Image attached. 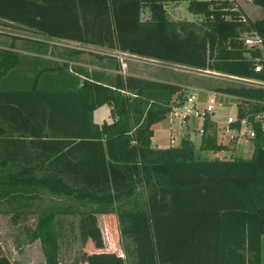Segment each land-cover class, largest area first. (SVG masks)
Returning <instances> with one entry per match:
<instances>
[{"label": "trees", "instance_id": "16d2710c", "mask_svg": "<svg viewBox=\"0 0 264 264\" xmlns=\"http://www.w3.org/2000/svg\"><path fill=\"white\" fill-rule=\"evenodd\" d=\"M168 1L0 0V23L264 81V15L250 20L227 0H185L189 12L202 16L196 26L169 20ZM251 2L264 13V0ZM142 9L146 19L140 18ZM252 36L260 45L246 47L244 38ZM9 48H0V198L13 203V216L27 211L38 189L78 203L29 210L35 220L26 235L38 240L42 264H60L63 228L57 214L63 213L77 215L80 245L95 226L94 213H113L127 264H138L131 217L142 213L155 264H260L262 138L252 141L248 156L227 158H201L185 137L178 144L153 145L152 125L183 102V86L69 67L79 50L61 48L55 53L59 61L36 55L28 61ZM97 57L107 59L101 68L119 69L112 56ZM215 89L236 98L238 116L264 109L262 86ZM103 104L109 120L98 124L92 112ZM214 124L209 116L202 119L198 148H228L216 139ZM83 259L81 251L73 264ZM0 264L18 263L0 250Z\"/></svg>", "mask_w": 264, "mask_h": 264}, {"label": "rangeland", "instance_id": "374dc122", "mask_svg": "<svg viewBox=\"0 0 264 264\" xmlns=\"http://www.w3.org/2000/svg\"><path fill=\"white\" fill-rule=\"evenodd\" d=\"M231 6L240 9L243 14L250 20L258 19L264 15L262 9L254 5L251 0H227ZM185 0H170L164 3V9L167 18L172 21H188L198 26L202 16L191 13L186 8ZM148 11L142 9L140 18L146 19ZM195 26V27H196ZM24 36V37H13ZM31 36L28 32L13 24L0 23V39L4 38L7 43L10 39H15V46L22 51L30 52L33 40L25 38ZM52 48L60 49L63 47H79L82 52L88 53L80 55L85 61L106 63L107 54H114L122 70L134 76L151 79L165 80L183 86L186 91L196 96L198 107L204 106L206 99L212 97V114L209 117L215 121L214 128L216 139L220 142L227 143V149H200L198 148L199 133L202 118L187 116L185 119L180 115L167 113L161 120L152 125L153 145L178 144L180 138L185 137L192 140L195 147V154L199 157H231L234 155L248 156L251 151V143L241 140L235 144V141L228 140L224 133V120L228 114L235 113L236 99L228 94L216 91L215 88L233 85L245 86H262L264 81L255 79H245L241 77L233 78L231 75L218 73L208 69H198L170 61L148 58L135 54L115 53L113 50L102 46H88L86 44L71 43L51 39L48 41ZM3 44L5 42L2 41ZM21 43L22 45H19ZM92 52V53H89ZM23 57H34L26 53L19 52ZM264 59V58H263ZM264 61V60H263ZM260 67L261 65L258 64ZM106 114L108 109L105 105L98 106L95 109L94 121L101 122V117ZM169 137L173 142H169ZM36 196L30 201L32 205L27 211L20 212L13 216V203H9L0 198V250L8 259L18 264H42L43 258L37 239L30 241L27 238V228L33 226L35 212L29 211L42 205H55L61 207L68 204L71 208L78 205L77 201L67 197H57L45 191L38 189ZM95 226L86 230V241L80 245L75 233V221L77 215L71 213L57 214V218L62 221V238L59 247L60 264H73V261L80 252H84V259L78 264H127L121 253V237L117 229L116 218L113 213H94ZM133 221V245L136 247L138 264H155L152 256V249L149 242V230L146 224V217L142 214H135L131 217ZM264 247V237H263Z\"/></svg>", "mask_w": 264, "mask_h": 264}, {"label": "built area", "instance_id": "2783aa9c", "mask_svg": "<svg viewBox=\"0 0 264 264\" xmlns=\"http://www.w3.org/2000/svg\"><path fill=\"white\" fill-rule=\"evenodd\" d=\"M259 43L260 40L257 36L244 38V44L246 47L253 48L255 46H259ZM259 69V65L254 66L255 71H258ZM231 77L236 78V76L232 75ZM196 101V96L193 93L187 92L183 102L178 105H172L168 114L173 113L175 115L176 113V115H180V118L182 119H185L190 115L201 117L203 119L205 116L212 114V97H208L205 105L201 107L197 106ZM223 129L224 133L227 135V139L235 141V144L241 140L245 142L248 140L250 141L252 148V141L262 138L261 143L262 146H264V109L254 113H245L242 116H238L235 108L234 114H228L225 116ZM198 133L200 135L201 128L198 130ZM169 142H173L172 137H169Z\"/></svg>", "mask_w": 264, "mask_h": 264}, {"label": "crops", "instance_id": "0c3cea01", "mask_svg": "<svg viewBox=\"0 0 264 264\" xmlns=\"http://www.w3.org/2000/svg\"><path fill=\"white\" fill-rule=\"evenodd\" d=\"M6 24H10V23H6ZM22 31L23 32H28L31 35V36H25V38L31 39V40H33L35 42H43V43H46V44H50L48 42L49 40L56 39V40L64 41V42L79 43V44H82V45L85 44V43L77 42V41L70 40V39H62V38L48 37V36H44L42 34H37V33H34V32H30V31L23 30V29H22ZM12 36L14 38L15 37H17V38L18 37H24V36H15V35H12ZM2 41L5 42V44H3ZM15 42H16L15 39H10V41L7 43V41L4 38H2V39H0V48H9V46L11 45L12 48H9V49H13V50H15L17 52H21V53L23 52V53H26L27 55H31V56L36 55L42 61H47V60H57V61H59V60H61L60 58H58L55 55V53L58 51V49L52 48L53 46L51 47V45H47V46H37V44L36 45L35 44L34 45L32 44L31 45V48H30V52H26V51H22L21 49L17 48L15 46L17 43H15ZM18 44L19 45H22L21 43H18ZM86 45L93 46L91 44H86ZM68 49H74V50H79L80 51V53H78L76 56H73V58L71 60H68V66L69 67L72 66L74 68H81L82 70H85L87 72H90V71L96 70V69H103V70H105V71H107L109 73H120L122 75H132V74H129V73H127V72H125V71L122 70L121 66L118 63L117 56H115L114 54H107V56H112L113 57V61L112 62L114 64H117V66H119V69H117V70L112 69L111 66H106V67H102L101 68L99 66L100 65L99 63L100 62H98V63L96 62L95 63V62L89 61V60L85 61L84 58H82V57L80 58V55L81 56L82 55L86 56L85 54H88V53H84V51L82 52V50L79 47H68ZM37 50H38V52H36ZM109 50H113V51H115V53H118L119 52V53L126 54V55L128 53V52L120 51V50L113 49V48L112 49H109ZM49 52H50V55H49ZM52 52L54 54H52ZM89 53H92V52H89ZM128 54H131V53H128ZM25 59L28 60V61L31 60L28 57H26ZM26 65L27 66L25 68L28 69V71H26V72H28V74L29 73L31 74V72H29V71H33L34 70V61L33 62L31 61V63L26 64ZM103 105H105L107 107L108 114H107V119H105L104 117H106V114L104 113V115L101 117V122L102 121H108L109 120V107L106 104H103ZM95 109L92 112L93 122H95L94 121V118H93L94 117V113H95ZM101 122H98V124H100ZM95 123H97V122H95ZM152 130H153V128H152ZM151 143H152V137H151ZM170 144H173V143H170ZM166 145H168V144H165V145H157L156 144V146H166ZM263 237H264V234H262L261 237H260V250H259V253H260V264H264Z\"/></svg>", "mask_w": 264, "mask_h": 264}]
</instances>
